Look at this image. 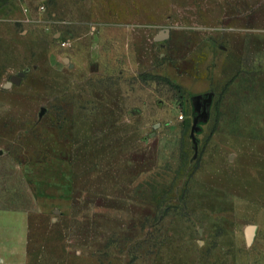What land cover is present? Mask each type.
Listing matches in <instances>:
<instances>
[{
	"label": "rangeland",
	"instance_id": "obj_1",
	"mask_svg": "<svg viewBox=\"0 0 264 264\" xmlns=\"http://www.w3.org/2000/svg\"><path fill=\"white\" fill-rule=\"evenodd\" d=\"M7 218L0 264H264V0H0Z\"/></svg>",
	"mask_w": 264,
	"mask_h": 264
},
{
	"label": "water",
	"instance_id": "obj_2",
	"mask_svg": "<svg viewBox=\"0 0 264 264\" xmlns=\"http://www.w3.org/2000/svg\"><path fill=\"white\" fill-rule=\"evenodd\" d=\"M168 36V33L165 32L163 34H159L158 39H163ZM67 59L65 60V62ZM28 68H26L24 71H20L17 74L10 75L8 77V81L6 82V86H10L11 84L18 85L22 79V77L25 75V71H27ZM214 93L213 91H208L204 93L195 94L190 98L191 105L193 108V120L191 125V131H190V137L193 144V147L196 151L197 149V138L195 136L196 132H199L201 130L200 123H204L209 118V112L210 107L212 104ZM44 108L41 110V114L43 113ZM255 227L253 225H248L245 228V236L247 240H250L251 237L254 234Z\"/></svg>",
	"mask_w": 264,
	"mask_h": 264
},
{
	"label": "crops",
	"instance_id": "obj_3",
	"mask_svg": "<svg viewBox=\"0 0 264 264\" xmlns=\"http://www.w3.org/2000/svg\"><path fill=\"white\" fill-rule=\"evenodd\" d=\"M8 223V226L11 228V227H17V219L16 218H7V219H4V221H0V232H5V225L3 223ZM2 238V236H0Z\"/></svg>",
	"mask_w": 264,
	"mask_h": 264
}]
</instances>
